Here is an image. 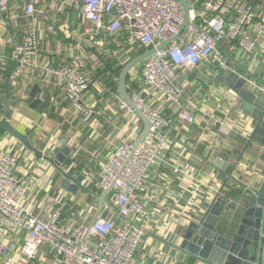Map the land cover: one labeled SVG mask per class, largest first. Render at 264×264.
<instances>
[{
	"label": "crops",
	"instance_id": "crops-1",
	"mask_svg": "<svg viewBox=\"0 0 264 264\" xmlns=\"http://www.w3.org/2000/svg\"><path fill=\"white\" fill-rule=\"evenodd\" d=\"M191 1L198 6L203 2ZM35 7L34 16H28L24 2L13 0L10 12L0 14V56L3 60L0 66V119L3 118L8 94L9 99L17 101L11 107V123L17 130L28 134L35 148L53 158L66 141L71 153L59 168L49 160L38 158L11 134L0 133V154L11 149L18 155L17 176L30 180L26 205L31 211L42 215L49 209L64 205V221L72 224L71 218H75L78 223H87L96 214L98 197L102 194L96 180L101 162L133 128L116 97L120 75L117 72L145 50H129L123 34L115 37L103 32L99 40L92 41L85 31L81 9L72 0H40ZM258 10L264 14V0L259 3ZM31 27L37 28L39 38L36 65L26 71L17 88H13L9 82L10 72L15 66L11 55L15 45L22 41ZM231 51V64L236 71L252 74L264 83V43L255 54L248 56L237 49ZM81 53L87 56V70L91 75L90 87L82 98L85 103L96 107V114L89 122H84L73 109L62 80L51 70L72 62ZM143 63L133 68L126 78L129 97L139 92L148 97L150 104L174 117L175 108L144 87L140 73ZM209 69V66H200L182 77L187 92L183 104L187 105L188 97L195 94L197 121L191 125L176 124L172 129L171 147L166 148L168 164L160 160L150 170L140 193L150 211V218L143 224L146 234L131 264H204L183 257L178 250L180 236L191 219L187 216L179 219L178 213L185 209V201L197 188L193 180L197 173H201L200 179L208 186L199 189V197L216 195L222 188L223 171L214 165L217 158L227 161V172L238 179L230 178L225 187L232 192V201L240 200L248 187H257L264 180V161L255 148L249 147L247 138L235 131L239 126L246 133L251 119L245 118V114L236 108L234 95L216 78L217 74L211 79L206 76ZM211 69L217 72L215 68ZM36 85L47 94L39 110L33 109L28 101ZM225 110H229L231 115L227 117ZM136 118L143 130V120ZM216 119L233 124L234 131L230 134L222 132ZM140 132L133 134L134 141L138 140ZM250 165L257 166L258 172L251 173L246 169ZM65 173L76 179L89 174L92 180L86 190L72 193L63 188ZM209 188L214 189L210 194L206 192ZM196 209L188 204L185 211L194 216L198 213ZM243 209L226 211L224 221L235 226L244 213ZM51 258L50 250L44 247L32 262L25 264H45Z\"/></svg>",
	"mask_w": 264,
	"mask_h": 264
},
{
	"label": "built area",
	"instance_id": "built-area-1",
	"mask_svg": "<svg viewBox=\"0 0 264 264\" xmlns=\"http://www.w3.org/2000/svg\"><path fill=\"white\" fill-rule=\"evenodd\" d=\"M22 1L25 13L34 16L35 5L40 0ZM261 1L203 0L200 9L194 4L190 7L189 22L180 31L185 11L178 0H72L81 9L85 31L92 41L99 40L103 32L115 37L123 34L129 50L145 51L168 42L144 61L140 73L144 87L175 108L174 117L150 104L148 97L139 92L130 96L133 105L116 95L133 128L101 162L97 187L108 193L99 218L90 229V222L78 223L75 218H71L72 224L64 221V205L42 215L31 211L26 205L30 180L17 176L18 155L11 149L0 154V264L32 262L44 247L52 255L45 264L132 263L146 234L143 224L150 218L140 194L150 170L160 160L168 164L165 153L166 148L171 147L172 129L176 124L191 125L197 121L195 94L188 97L187 105L183 104L187 94L183 75L200 66H209L206 76L210 79L219 73L238 72L251 89L264 96V83L252 74L236 71L231 64V50L237 49L248 56L255 54L264 43V14L258 10ZM12 3L13 0H0V14H8ZM38 51L37 28L31 27L11 55L15 61L9 75L13 88H17L20 77L36 65ZM86 57L81 53L72 62L51 70L62 80L73 109L84 122H89L96 114V107L82 98L91 83ZM2 63L0 56V66ZM137 109L151 124L139 144L132 139L133 134L142 131L137 123ZM225 113L227 117L231 115L229 110ZM216 121L222 132L234 131L233 124ZM237 127L235 131L249 140L245 131ZM246 169L258 172L255 165ZM200 175L197 173L193 178L197 188L185 201V206L198 207L205 198L204 194L199 197V189L208 187ZM76 180L83 190L90 185L92 177L83 174ZM211 191L214 189L206 190L209 194ZM187 206L179 211V219L192 218L185 211ZM15 244L19 245L15 248Z\"/></svg>",
	"mask_w": 264,
	"mask_h": 264
},
{
	"label": "water",
	"instance_id": "water-1",
	"mask_svg": "<svg viewBox=\"0 0 264 264\" xmlns=\"http://www.w3.org/2000/svg\"><path fill=\"white\" fill-rule=\"evenodd\" d=\"M178 1L182 4L185 11V21L180 30L182 31L189 22L190 7L193 3L191 0ZM195 7L200 9L198 5H195ZM167 43L164 42L157 48L145 51L122 68L117 79L118 94L132 105L133 102L126 90V78L129 72L143 63L158 49L165 47ZM91 50L96 49L91 48ZM99 56L101 57L100 54ZM216 78L225 84L234 95L236 108L245 114V118L251 119L246 132L249 139V147L255 148L260 158L264 161V96L257 94L254 89H251L246 78L238 72L219 73ZM46 95V92L39 85L34 86L28 99L31 107L39 110L45 103L43 100L45 101ZM16 102L9 99L7 94L3 118L0 119V133H9L16 137L38 158L49 160L58 167L60 164L65 163L71 153L66 141L52 158L35 148L29 141L28 134L22 133L12 125L13 110L11 107ZM136 114L144 122V128L136 142L139 144L148 133L151 124L141 110L137 109ZM217 126L219 127L220 123H217ZM214 165L223 171L224 184L216 195H210L202 199L195 211L198 213L192 216L180 236V242L177 246L178 250L183 254V257L193 258L204 264H264V180L257 187H248L247 192L241 195L240 200L232 201L230 200L232 192L225 190V187L230 178L235 181H238V179L232 173L227 172L229 163L222 158H217ZM64 175L63 188L69 192L76 193L79 190L77 180L68 173ZM83 190L86 189L83 188ZM107 193L108 191H103L101 196L98 197V209L89 223V229L98 220ZM241 207L244 208V213L235 226L232 227L231 223L224 221L223 215L226 211L237 210Z\"/></svg>",
	"mask_w": 264,
	"mask_h": 264
},
{
	"label": "trees",
	"instance_id": "trees-1",
	"mask_svg": "<svg viewBox=\"0 0 264 264\" xmlns=\"http://www.w3.org/2000/svg\"><path fill=\"white\" fill-rule=\"evenodd\" d=\"M122 68H123V67H121V68H120V70L117 72V73H118V75L120 74V72H121Z\"/></svg>",
	"mask_w": 264,
	"mask_h": 264
}]
</instances>
